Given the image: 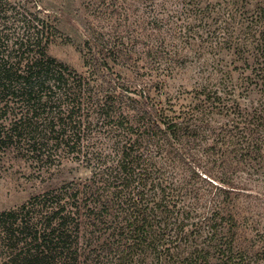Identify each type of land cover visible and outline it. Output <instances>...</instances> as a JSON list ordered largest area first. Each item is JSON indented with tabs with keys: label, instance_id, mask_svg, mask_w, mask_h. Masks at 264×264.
I'll return each instance as SVG.
<instances>
[{
	"label": "trees",
	"instance_id": "16d2710c",
	"mask_svg": "<svg viewBox=\"0 0 264 264\" xmlns=\"http://www.w3.org/2000/svg\"><path fill=\"white\" fill-rule=\"evenodd\" d=\"M152 1H92L98 23L87 27L82 74L47 53L53 29L43 17L0 0V151L51 159L59 150L92 170L89 185L0 211V264H264V231L239 237L245 189L234 177L255 179L244 165L264 164V105L247 109L204 87L194 110L176 111L152 99L148 82L113 72L116 41ZM192 150L212 157L223 184L208 182L215 191L195 207L181 201L185 183L171 166Z\"/></svg>",
	"mask_w": 264,
	"mask_h": 264
},
{
	"label": "rangeland",
	"instance_id": "374dc122",
	"mask_svg": "<svg viewBox=\"0 0 264 264\" xmlns=\"http://www.w3.org/2000/svg\"><path fill=\"white\" fill-rule=\"evenodd\" d=\"M8 1L19 10L36 11L51 25L48 54L87 73L81 47L87 27L98 23L93 0ZM137 5L138 13L145 10L144 2ZM144 13V22L116 41L122 58L112 65L113 72L129 84L148 82L152 99L176 111L194 110L204 87L235 98L247 109L263 107L264 56L259 51L264 46V0H154ZM53 155L36 159L13 145L0 151V211L62 185L92 183L86 159L59 150ZM207 160L212 161L208 153L192 150L171 165L185 183L181 201L192 207L212 196L215 189L208 182L223 185L215 180L220 168L211 170ZM244 167L242 171L257 176L240 171L234 175L245 189L235 196L239 237L256 238L257 231H264V164Z\"/></svg>",
	"mask_w": 264,
	"mask_h": 264
}]
</instances>
